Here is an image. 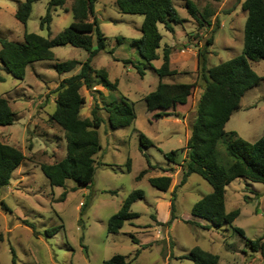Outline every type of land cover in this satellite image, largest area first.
Wrapping results in <instances>:
<instances>
[{"label":"rangeland","instance_id":"374dc122","mask_svg":"<svg viewBox=\"0 0 264 264\" xmlns=\"http://www.w3.org/2000/svg\"><path fill=\"white\" fill-rule=\"evenodd\" d=\"M19 1L0 0V38L22 40L25 30L53 36L73 19L69 9L73 0H66L52 9L48 31L40 26L47 0H37L23 24L14 14ZM241 1L193 0L200 10L204 7L211 10L210 24L204 22L201 26L187 11L184 0H173L182 20L170 21V28L158 23L162 33L157 48L160 55L151 61L152 66L131 44L132 38L141 35L143 15L120 11L115 0H96L95 13L107 39L105 49L93 56L91 64L105 68L108 78L117 80V88L109 89L96 82L93 87L99 91H91L84 85L79 89L86 98L81 115H89L94 95L101 117L97 127L101 146L93 155V178L86 184L66 178L62 186L52 185L40 163L65 154L64 130L48 117L55 107L60 79L79 68L77 65L59 73L51 66L52 62L68 58L84 60L87 50L71 44L56 45L52 47L54 59L30 63L22 79L15 78L0 61V95L7 97L17 116L11 124H0V139L25 154L9 184L0 186V199L9 207L6 210L0 206L1 264H13V254L16 264H102L118 252L125 255L128 264H195L186 256L195 245L217 253L219 264H264L260 253L252 251L231 225L214 227L191 213L193 203L211 190L207 180L192 172L179 184L180 163L187 153L185 143L202 88L195 53L211 34L213 42L208 46L207 66L242 53L246 11ZM118 36L123 39L118 41ZM166 44L171 46V57L174 51L179 54L173 64L177 73L165 76V80L195 84L185 104L171 114L155 117L153 113L159 107L149 103L145 95L155 89L159 80L154 66L161 64ZM109 48H113V53L107 51ZM251 66L256 73L264 74V59L252 60ZM122 96L132 105L135 118L130 124L113 127L108 110L102 105L118 102ZM225 129L226 139L240 136L254 141L262 134L264 79L241 96L239 107L231 113ZM140 131L151 139L148 146L141 143ZM171 149H177L176 162L166 156ZM218 152L223 159L228 157L224 139L218 143ZM143 169V175L137 177ZM163 173L171 175L166 190L148 180ZM136 188L144 192L143 197L131 204L138 215L125 219L117 231H108V218ZM172 191L176 192L175 217L166 223L171 215ZM225 207L239 208L233 224L242 227L247 237L253 239L263 234V182L244 177L233 179L226 185Z\"/></svg>","mask_w":264,"mask_h":264},{"label":"trees","instance_id":"16d2710c","mask_svg":"<svg viewBox=\"0 0 264 264\" xmlns=\"http://www.w3.org/2000/svg\"><path fill=\"white\" fill-rule=\"evenodd\" d=\"M36 1L18 2L14 14L23 24L26 23L33 3ZM65 1L47 0L46 11L40 18L41 27H46L50 31L52 9L64 4ZM95 2L96 0H73L69 7L73 19L53 36H44L35 31L25 30L22 40L0 38V61L3 67L18 79L24 78L26 67L30 63L54 59L52 47L56 45L71 44L87 50V57L84 60L68 58L55 60L51 65L59 73L79 66L75 73L60 79L56 90L55 107L48 117L64 130L66 139V151L61 158L40 163L42 171L52 185L62 186L66 178L86 184L94 175L93 155L101 146L97 132V127L101 123V117L97 114L100 105L92 95L90 113L82 116L81 107L86 98L79 91L80 87L84 85L91 91H99L93 87L97 82L109 89L117 88V80L111 81L105 68H95L91 64L93 56L99 50L105 49L107 39L99 26ZM115 3L122 12L143 15L140 25L141 35L132 38L131 44L137 48L143 59L151 64L153 59L159 57L157 48L160 45L162 33L158 23L162 22L165 27L170 28V21L182 20L173 0H115ZM184 4L199 25L203 26L204 22L210 24L211 10L208 7L200 10L193 0H184ZM241 7L246 11L242 53L207 66L206 56L208 46L213 42V34L206 37L204 44L197 48V76L201 78L202 88L185 143L187 153L180 163L182 176L179 184H183L192 172L200 174L207 180L211 190L193 203L191 213L208 220L214 227L231 225L244 238L250 249L259 252V256L264 260V231L256 238L247 237L242 227L233 224V220L239 214V208L227 210L225 207L226 185L233 179L244 177L264 183V130L254 141H248L240 136L226 139L225 123L233 110L239 107L241 96L248 88L264 79V74L256 73L251 66L252 60L264 59V0H242ZM216 26H218L217 22ZM94 37L95 45H93ZM116 38L121 41L123 36ZM195 45H197L196 42ZM107 51L113 53V48ZM170 52L171 46L164 45L162 62L159 66H154L159 80L155 89L145 95L149 103L159 107L153 113L155 117L171 114L180 105L185 104L195 84L165 80V76H173L177 73L175 68L170 67ZM0 78H2L1 75ZM102 107L108 110L113 127L130 124L135 118L132 105L123 96L118 102H108ZM16 117V112L11 108L7 97L0 95V124H11ZM139 136L143 145L148 146L151 143V139L143 132L140 131ZM222 139L225 140L228 155L225 159L218 152V143ZM176 154L177 149L166 152L168 159L175 162ZM24 159L25 154L19 147L0 139V186L9 184L13 171ZM129 161L127 158V164ZM144 171L145 169L141 170L137 177H141ZM148 180L157 188L166 190L171 182V175L166 173L153 175ZM175 193L172 191L171 215L165 221L166 223L175 217L173 212ZM143 196L144 192L141 188L130 191L122 200L118 210L108 218L107 230L117 231L125 219L137 216L138 212L131 209V204ZM0 206L3 209H9L3 199H0ZM2 239L3 235L0 232V242ZM186 256L195 264H219L217 253L197 245L193 246ZM12 261L16 264L14 254ZM102 264H128V260L124 254L118 252L104 259Z\"/></svg>","mask_w":264,"mask_h":264},{"label":"crops","instance_id":"0c3cea01","mask_svg":"<svg viewBox=\"0 0 264 264\" xmlns=\"http://www.w3.org/2000/svg\"><path fill=\"white\" fill-rule=\"evenodd\" d=\"M158 52V51H157ZM180 52V51H179ZM171 53V52H170ZM158 54H159V52H158ZM177 54H179L178 52H176V51H174V53L172 54V57H171V54H170V64H172V66H170L171 68H175L174 66H173V64L175 63V58H176V55ZM196 54V53H195ZM160 55V54H159ZM156 59V58H155ZM157 59H158V57H157ZM180 60H182L181 58H180ZM157 67V66H156ZM170 77V76H169ZM169 81H172V80H169ZM86 116V115H85Z\"/></svg>","mask_w":264,"mask_h":264}]
</instances>
